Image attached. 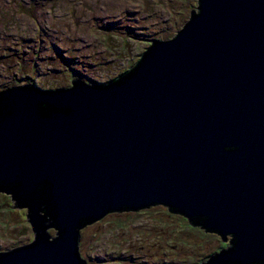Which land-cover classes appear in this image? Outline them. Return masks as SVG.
Masks as SVG:
<instances>
[{"label":"water","instance_id":"obj_1","mask_svg":"<svg viewBox=\"0 0 264 264\" xmlns=\"http://www.w3.org/2000/svg\"><path fill=\"white\" fill-rule=\"evenodd\" d=\"M197 2L115 83L0 92V193L35 236L0 264H87L82 228L155 205L232 237L205 264H264V0Z\"/></svg>","mask_w":264,"mask_h":264},{"label":"rangeland","instance_id":"obj_2","mask_svg":"<svg viewBox=\"0 0 264 264\" xmlns=\"http://www.w3.org/2000/svg\"><path fill=\"white\" fill-rule=\"evenodd\" d=\"M190 6L197 0H0V92L116 79L153 41L173 38ZM26 214L0 193V253L34 242ZM80 232L87 264H205L230 244L163 205L112 212Z\"/></svg>","mask_w":264,"mask_h":264},{"label":"trees","instance_id":"obj_3","mask_svg":"<svg viewBox=\"0 0 264 264\" xmlns=\"http://www.w3.org/2000/svg\"><path fill=\"white\" fill-rule=\"evenodd\" d=\"M197 6H198V2H197ZM196 6V7H197ZM192 8V6H190L189 8H187V11L189 10V11H191L190 12V16L192 15V13L194 12V11H196V10H193V9H191ZM195 8V7H194ZM187 11H185L184 12V14L187 12ZM142 58V57H141ZM141 60V59H140ZM139 62L140 61H138L136 64H134L132 67H130L125 73H123V74H121V76H118V78H116V79H113V80H110V81H108V82H105L104 84L105 85H103V86H107V85H110V84H112V83H115V82H117L119 79H121L122 77H124L125 75H127L128 73H130V72H132V70L133 69H135V67L136 66H138V64H139ZM92 84H95L94 82H92ZM47 186H45V188H46ZM43 188V187H42ZM41 188V189H42ZM125 211H129V210H125Z\"/></svg>","mask_w":264,"mask_h":264},{"label":"flooded vegetation","instance_id":"obj_4","mask_svg":"<svg viewBox=\"0 0 264 264\" xmlns=\"http://www.w3.org/2000/svg\"><path fill=\"white\" fill-rule=\"evenodd\" d=\"M76 72V71H75ZM125 73V72H124ZM32 86V85H31ZM4 187L5 188H7L8 186L7 185H5L4 184ZM5 192V191H4ZM6 193V192H5ZM7 194V193H6ZM9 195V194H8ZM19 200V199H18ZM14 201V200H13ZM15 202H18L17 200H15ZM199 223V222H198ZM199 227L200 228H202V226H200L199 225ZM203 229V228H202ZM80 235H81V232H80ZM50 237H52V236H50ZM57 237V236H56ZM34 238H35V236H34ZM34 240V239H33ZM229 240L231 241L232 240V237H230L229 238ZM25 246H27V245H23V246H18V247H16V248H14V249H12V250H9V251H6V252H3V253H0V255H2V254H6V253H8L9 254V252H12V251H16V250H18L19 248H22V247H25ZM230 244L228 245V244H226V246L224 247V248H222V249H229L230 248ZM80 247V246H79ZM222 249H220V251L222 250ZM99 252H101V251H99ZM214 255H216V254H214ZM213 255V256H214Z\"/></svg>","mask_w":264,"mask_h":264},{"label":"bare ground","instance_id":"obj_5","mask_svg":"<svg viewBox=\"0 0 264 264\" xmlns=\"http://www.w3.org/2000/svg\"><path fill=\"white\" fill-rule=\"evenodd\" d=\"M22 20H23L24 22H27V21H28L26 18H22Z\"/></svg>","mask_w":264,"mask_h":264}]
</instances>
